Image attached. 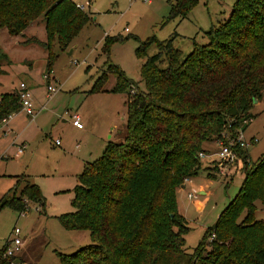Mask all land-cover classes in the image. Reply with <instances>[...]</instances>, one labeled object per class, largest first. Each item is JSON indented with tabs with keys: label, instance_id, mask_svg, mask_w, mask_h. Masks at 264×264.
<instances>
[{
	"label": "trees",
	"instance_id": "trees-1",
	"mask_svg": "<svg viewBox=\"0 0 264 264\" xmlns=\"http://www.w3.org/2000/svg\"><path fill=\"white\" fill-rule=\"evenodd\" d=\"M192 4L178 0L170 17ZM39 17L47 40L26 41L48 50V75L52 43L68 47L91 17L72 0H0V30L11 36ZM207 34L208 43L196 45L183 59L171 39L152 35L140 43L139 52L153 43L158 48L141 64L143 89L120 74L110 89L103 88L106 73L97 78L91 92L134 89L126 99L125 136L107 144L77 175L74 210L58 220L65 229L88 231L91 242L60 255L59 264H264V219L254 218L255 201L264 207V156L252 163L248 150L236 144L253 118V100L264 90V0H236L227 18ZM20 109L18 92L2 94L0 122ZM231 141L242 161V184L189 251L176 189L202 167L207 142ZM29 202L43 205L39 187L25 180L22 189L13 186L0 197V208L23 213ZM14 258L0 257V264Z\"/></svg>",
	"mask_w": 264,
	"mask_h": 264
},
{
	"label": "rangeland",
	"instance_id": "rangeland-1",
	"mask_svg": "<svg viewBox=\"0 0 264 264\" xmlns=\"http://www.w3.org/2000/svg\"><path fill=\"white\" fill-rule=\"evenodd\" d=\"M72 1L84 5L83 11L90 13L91 19L65 49L52 43V83L56 92L46 103L45 81L49 84L50 76L44 78L42 74L47 69L49 52L38 42L26 41L32 37L47 40L43 17L17 36L9 35L6 28L0 30V68L6 71L0 76V91L15 88L17 92L16 87L23 82L31 89L36 109L45 104L32 121L23 111L15 117L13 131L6 135L0 132V157H4L0 159V197L13 186L19 191L26 180L39 187L43 202H29L23 213L0 208V248L12 237L14 228L20 230L23 241L10 264H59L60 255L91 242L88 231L65 229L58 217L74 210L72 200L81 168L100 157L110 142L123 141L126 99L132 88L91 92L97 78L106 73L103 88L110 89L120 74L143 89L141 64L158 48L153 43L139 52L140 43L152 35L158 41L171 39L172 47L183 59L196 45L208 43L207 32L227 18L236 0H193L184 14L174 17H170L171 7L178 0ZM162 59L164 67L166 60L164 56ZM78 109L85 114L81 130L72 126L66 113ZM249 113L253 118L242 136L246 142L251 137L256 139L246 147L250 161L255 163L264 156V90L251 104ZM56 139L60 145L54 144ZM14 140L27 145L19 157L15 155ZM219 143L205 144L208 152L200 158L202 167L188 181L183 180V188L176 189L177 211L188 226L184 238L189 251L197 247L205 231L235 197L244 178L241 159L226 161L217 157ZM215 167L217 170H211ZM209 171L216 172V177H208ZM201 186L200 193L194 191ZM255 204L254 218L264 219V207L259 201Z\"/></svg>",
	"mask_w": 264,
	"mask_h": 264
},
{
	"label": "built area",
	"instance_id": "built-area-1",
	"mask_svg": "<svg viewBox=\"0 0 264 264\" xmlns=\"http://www.w3.org/2000/svg\"><path fill=\"white\" fill-rule=\"evenodd\" d=\"M146 1V0H143ZM88 4V3H86ZM76 7H78L79 9H84V5L76 3ZM48 75L44 74V78H47ZM48 91H53V87L51 85H48L47 87ZM18 94H19V98H20V105H21V110L24 111L27 115H29L30 117H34L35 111H34V107H33V103L31 100V93L30 91L27 89L26 85L24 83H20L19 84V88H18ZM13 114H10L6 117H4L1 122L5 123L7 122V120L12 116ZM71 119H72V123L74 126L81 128L83 126L80 116L77 113H74L71 115ZM252 141L255 142V138L252 139ZM251 143V139L249 141ZM249 142L244 141L242 134H240L237 138L236 144H238L240 147L246 148L248 147V145L250 144ZM58 143V140H56V144ZM220 144V148L219 150L216 152L217 157L220 160H226V161H234L237 157L235 155V153L233 152V145L234 142H228L226 144H223L222 142L219 143ZM24 149V146H21L17 149L16 155L20 154ZM204 154H200V158H203ZM185 181H188L189 178H185ZM195 191V190H194ZM188 196H192V192L188 193ZM13 235L12 237H10L4 244L1 252H0V257L2 258H6V257H11V256H15L18 251L20 250L21 246H22V239L20 237V230L18 228H14L13 230Z\"/></svg>",
	"mask_w": 264,
	"mask_h": 264
},
{
	"label": "crops",
	"instance_id": "crops-1",
	"mask_svg": "<svg viewBox=\"0 0 264 264\" xmlns=\"http://www.w3.org/2000/svg\"><path fill=\"white\" fill-rule=\"evenodd\" d=\"M7 55V54H6ZM2 69V68H1ZM6 73V71L4 70V69H2V73L0 74V76L1 75H4ZM47 72L45 71L43 74H42V76L44 75V74H46ZM48 75L50 76V79L48 80L50 83L49 84H51L52 85V87H53V89H54V85H53V83H52V81L54 80V76H53V74H52V69H51V72H48ZM45 81V80H44ZM21 83V82H20ZM19 83V84H20ZM23 83V82H22ZM45 83H46V94H45V98H46V101H45V103L49 100V99H51L52 98V95H53V93H55L56 92V90L54 89L53 91H48V89H47V87H48V85L49 84H47V82L45 81ZM25 84V83H24ZM26 85V84H25ZM0 86H1V81H0ZM26 87H27V89L30 91V93H31V89L26 85ZM17 89L19 88V85H18V87H16ZM13 91H15V88L14 89H12V90H9V92H7V91H0V98H1V95L2 94H6V93H11V92H13ZM18 92V91H17ZM31 100H32V103H33V107H34V111H35V114H34V117H30L29 115H27L26 113V116H27V118H28V121L30 122V121H32L34 118H35V116L41 111V110H43L44 108H45V104H42V105H40V107H38V109H36V106H34V103H35V98L34 97H32V94H31ZM38 103V102H37ZM20 113H23V111L20 109L18 112H16V113H14L8 120H7V122H5V123H2V122H0V132H1V134L2 135H6V133H8L9 131H13L14 129L13 128H15L16 127V123L14 122V120H15V117L18 115V114H20ZM66 113H68L69 114V119H70V121H71V124H72V126H74L73 125V123H72V119H71V115H72V113H69V111H67ZM74 113H77L79 116H80V119H81V122H82V124H83V119H84V117H85V114H84V112L82 111H80V109H78V110H76V112H74ZM73 113V114H74ZM75 128H77L78 130H81V129H83L84 128V125L81 127V128H78V127H76V126H74ZM39 132V131H38ZM252 138H255V137H251L250 139H252ZM56 140H58V139H56ZM56 140L54 141V144L55 145H60V141L58 140V143L56 144ZM255 141H256V139H255ZM214 143H217V142H214ZM13 145H16L17 146V149L19 148V147H21V146H24V149H23V151L20 153V154H18V155H16V153H15V155H16V157H19L20 155H22L23 153H24V150L26 149V147H27V145L24 143V142H21L20 144H18V143H16L15 142V140L13 141ZM17 149H16V152H17ZM1 158H4V157H0V159ZM202 162V161H201ZM86 163V162H85ZM84 165V164H83ZM83 168H84V166L81 168L82 170H83ZM82 170H80V172H79V174L82 172ZM184 185L185 184H181L179 187L180 188H183L184 187ZM203 190V187L201 186L199 189H197V190H195L197 193H200L201 191ZM7 192V191H6ZM7 241V240H6ZM5 241V242H6ZM5 242H4V244H5ZM4 244L2 245V247L1 248H3V246H4ZM0 248V249H1Z\"/></svg>",
	"mask_w": 264,
	"mask_h": 264
},
{
	"label": "water",
	"instance_id": "water-1",
	"mask_svg": "<svg viewBox=\"0 0 264 264\" xmlns=\"http://www.w3.org/2000/svg\"><path fill=\"white\" fill-rule=\"evenodd\" d=\"M256 101H257L256 99L253 100V102H256Z\"/></svg>",
	"mask_w": 264,
	"mask_h": 264
}]
</instances>
